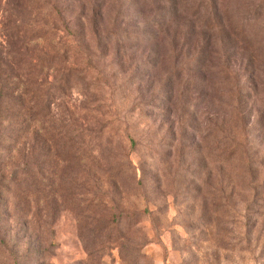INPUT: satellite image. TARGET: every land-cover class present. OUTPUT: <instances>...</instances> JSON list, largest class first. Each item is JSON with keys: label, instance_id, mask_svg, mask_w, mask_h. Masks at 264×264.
Masks as SVG:
<instances>
[{"label": "rangeland", "instance_id": "rangeland-1", "mask_svg": "<svg viewBox=\"0 0 264 264\" xmlns=\"http://www.w3.org/2000/svg\"><path fill=\"white\" fill-rule=\"evenodd\" d=\"M0 264H264V0H0Z\"/></svg>", "mask_w": 264, "mask_h": 264}]
</instances>
